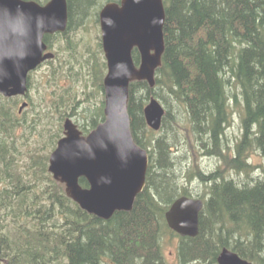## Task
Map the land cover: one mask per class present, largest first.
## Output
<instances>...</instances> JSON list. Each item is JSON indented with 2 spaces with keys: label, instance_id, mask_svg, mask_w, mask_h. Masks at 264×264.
<instances>
[{
  "label": "trees",
  "instance_id": "trees-1",
  "mask_svg": "<svg viewBox=\"0 0 264 264\" xmlns=\"http://www.w3.org/2000/svg\"><path fill=\"white\" fill-rule=\"evenodd\" d=\"M67 1L66 39L59 32L44 37L58 56L51 61L49 83L55 87L67 76L90 86L97 77L102 89L101 43H94L97 36L86 23L97 0ZM164 2L165 49L156 84L130 85L132 131L150 156L146 186L131 211L103 219L70 199L48 171L55 138L16 134L22 126L44 122L40 98L33 105L37 112L22 119L11 102L0 101V264H219L224 247L264 264V0ZM80 27L87 38L77 34ZM79 40L84 49L76 46ZM134 57L137 62V52ZM61 93L56 106L85 132L103 121V106L97 111L91 102ZM152 96L166 110L158 131L144 115ZM183 115L187 124L179 122ZM235 117L239 135L233 143L227 131L234 130ZM204 155L219 158L218 166L205 171ZM195 181L200 192L191 187ZM80 183L88 186L84 178ZM181 196L203 200L196 236H181L166 221V211ZM168 235L177 239L174 263L164 252Z\"/></svg>",
  "mask_w": 264,
  "mask_h": 264
},
{
  "label": "water",
  "instance_id": "water-1",
  "mask_svg": "<svg viewBox=\"0 0 264 264\" xmlns=\"http://www.w3.org/2000/svg\"><path fill=\"white\" fill-rule=\"evenodd\" d=\"M166 18L163 0H122L110 2L100 13L103 48L108 61L104 79L105 120L83 135L71 121L66 136L50 157L49 170L65 184L67 195L83 209L109 219L116 211L133 209L146 183L148 152L136 143L128 112L132 81L155 84V71L164 52L163 27ZM68 25L67 0H0V93L23 94L28 73L54 56L46 52L44 36L65 31ZM140 54L139 66L133 51ZM164 108L155 99L145 107L148 123L158 128ZM86 176L90 186L79 179ZM203 200L181 196L166 212L169 226L182 236L199 233ZM219 264H256L224 247Z\"/></svg>",
  "mask_w": 264,
  "mask_h": 264
},
{
  "label": "rangeland",
  "instance_id": "rangeland-1",
  "mask_svg": "<svg viewBox=\"0 0 264 264\" xmlns=\"http://www.w3.org/2000/svg\"><path fill=\"white\" fill-rule=\"evenodd\" d=\"M102 0H97V3H95V6H93V8H91V10H92V13H89L88 14V18L89 19H87V21H86V23L88 22V21H90V19L92 20L93 18H94V13L97 11V9H98V5H99V3L101 2ZM88 24V23H87ZM91 26H92V29H93V26H94V22L93 21H91ZM81 28V27H80ZM80 28H77L78 30L80 29ZM82 32L83 33H85V34H87V32L86 31H84V30H82ZM82 32L79 34L83 39H85V38H87V36H85L84 34H82ZM91 35H93L94 33L93 32H89ZM75 44H76V42H75ZM46 69V67H44L43 68V70H42V72L44 71ZM46 72H47V69L44 71V73L46 74ZM38 76H39V74H37ZM47 83L48 82H44L43 80H41V84H40V86H41V88L42 89H45V90H49L50 88L48 87V85H47ZM64 86H68V84H65ZM58 90H59V85H57V86H55V89H54V93L56 94V95H60V91L58 92ZM184 117L183 118H179V122L181 123V124H187L189 121H188V118L185 116V115H183ZM238 125H239V120H238V118L237 117H235V119L233 120V127L232 128H234V130H232V131H227V136H228V138L230 139V140H232L233 141V143L235 142V140H237V136L239 135V127H238ZM235 145H231V147H234ZM182 150H185V152L188 154V157H186V159L187 160H192V157H191V154H190V152H189V150H188V148H187V146H183L182 144H181V147H180ZM181 152V151H180ZM255 152V151H254ZM210 156V155H209ZM209 156H202L201 158H200V162L202 163V167H203V169L205 170V171H210V170H212V169H214V168H216L217 166H218V164H219V162H220V160H219V158H217V157H209ZM257 162H262V159L259 157V156H255V158H254ZM191 168H192V166H191ZM260 174H255L253 177H258ZM191 187L194 189L193 191L196 193L197 191H201L202 190V186L197 182V181H195L193 184H191ZM176 242H177V239L174 237V236H166V237H164V241H163V244H164V252H165V254H166V256L168 257V259H170L173 263L175 262V255H176V249H175V245H176ZM175 264V263H174Z\"/></svg>",
  "mask_w": 264,
  "mask_h": 264
},
{
  "label": "flooded vegetation",
  "instance_id": "flooded-vegetation-1",
  "mask_svg": "<svg viewBox=\"0 0 264 264\" xmlns=\"http://www.w3.org/2000/svg\"><path fill=\"white\" fill-rule=\"evenodd\" d=\"M109 0H103L99 3L98 7L100 6V4L102 3V5L104 6L105 3H107ZM102 6V7H103ZM78 46V44L76 45ZM80 66V65H79ZM2 96V95H0ZM31 96L34 97V92L33 90H30V92L25 96V95H14V96H5L3 98H5L6 100H11L12 102L14 101V105L18 106L20 101H29L31 99ZM2 97H0V101H2Z\"/></svg>",
  "mask_w": 264,
  "mask_h": 264
},
{
  "label": "bare ground",
  "instance_id": "bare-ground-1",
  "mask_svg": "<svg viewBox=\"0 0 264 264\" xmlns=\"http://www.w3.org/2000/svg\"><path fill=\"white\" fill-rule=\"evenodd\" d=\"M67 29V28H66ZM47 34H50V33H47ZM53 34V33H52ZM46 35V34H45ZM45 37V36H44ZM45 40V39H44ZM47 44V43H46ZM128 112H129V110H128ZM131 129H132V127H131ZM132 133H133V131H132ZM144 148V147H143ZM144 149H146V148H144ZM81 178H84V179H86L87 180V182H88V186H86V187H89L90 186V183H89V180H88V178L86 177V176H82V177H80V179ZM80 179H79V182H80ZM81 184V183H80ZM83 186V185H82ZM84 187V186H83Z\"/></svg>",
  "mask_w": 264,
  "mask_h": 264
}]
</instances>
